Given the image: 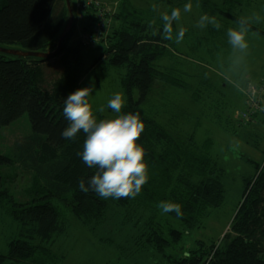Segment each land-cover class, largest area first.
<instances>
[{
  "label": "trees",
  "instance_id": "16d2710c",
  "mask_svg": "<svg viewBox=\"0 0 264 264\" xmlns=\"http://www.w3.org/2000/svg\"><path fill=\"white\" fill-rule=\"evenodd\" d=\"M99 2L72 1L74 28L53 58L60 60L65 72L52 92L42 87L41 66L53 59L0 53V131L26 114L32 130L31 135L14 143L10 154L0 153V207L11 217L18 233L7 253L0 254V264H60L64 256L57 246L67 238L73 221L91 235L111 230V223L117 221L131 230L138 250L149 249L162 259L161 264H264V160L261 164L247 160L254 165L255 174L245 180L242 201L218 244L207 246L199 241L197 247L181 255L168 253L184 235L200 229L208 211L221 207L225 198L223 171L211 155L213 140L198 142L195 129L169 125L175 94L184 92L207 117L217 116L214 121L225 132L234 135L240 131L243 119L232 118L227 96V71L237 52L228 43L226 33L241 19L235 15L239 7L258 10V1L192 0L199 8V17L189 25L179 20L185 29L179 43L175 40V23L173 39L162 38L161 14L173 8L182 10L188 0H145L140 7L132 0H119L116 9ZM105 11L104 18H100ZM205 13L216 17L220 29L211 24L198 26ZM68 21L66 0H0V47L52 53ZM77 25L81 26L80 35L74 39ZM263 27L248 22L249 31L264 38ZM89 47L101 52L88 67L83 51ZM101 63L125 69L122 87L127 109H140L158 100L159 95L166 100L162 106L155 102L157 117L141 116L145 129L138 142L145 148L150 179L134 199H103L81 191L79 181L95 172L77 155L82 151L84 134L81 132L75 140H65L61 135L68 124L63 115L65 98ZM159 84L161 91L155 89ZM250 94L247 103L261 114L264 78ZM188 113L178 112L177 116ZM253 113L243 118L253 120ZM96 115L104 118L100 113ZM15 165L34 176L30 197L22 202L7 186L10 179L2 171ZM161 201L178 203L182 215L162 213L158 207ZM112 215L116 220L110 218ZM100 242L114 244L109 239Z\"/></svg>",
  "mask_w": 264,
  "mask_h": 264
},
{
  "label": "rangeland",
  "instance_id": "374dc122",
  "mask_svg": "<svg viewBox=\"0 0 264 264\" xmlns=\"http://www.w3.org/2000/svg\"><path fill=\"white\" fill-rule=\"evenodd\" d=\"M71 1L76 4V0ZM99 1L110 9H114L119 3V0ZM132 1L140 7L144 5L142 2L145 0ZM257 1L256 9L258 10H251L247 6H242L239 7L241 9L235 12V15L254 25L263 24L264 26V0ZM259 10H262V14ZM256 11L257 15H254ZM106 13V11L102 12L99 17L104 18ZM254 16H258V19ZM105 17L107 19V16ZM198 17L199 8L193 6L191 12L185 13L182 11L180 20L183 25H189L191 20H197ZM232 26H234L233 28L237 27L235 24H232ZM80 30L81 26L77 25L74 39H79L77 35H80ZM248 37H250V43L245 54L237 52L236 55H233L230 68L227 71L230 78L227 96L231 102V115L235 121H237V118L243 119L238 133L233 135L231 132L227 133L223 128L217 126L214 121L217 116L207 117L202 113L201 107L195 105L194 101L189 96H185L184 92L177 91L175 94L172 113L169 112V125L174 129H186L188 127L195 129V137L198 142H204L208 138L213 140L211 155L223 171L221 180L225 189V198L221 207L208 211V215L200 229L184 235L182 241L174 248L169 249L168 253L181 255L182 252L197 247L199 241L204 242L207 246L211 243L218 244L227 233L239 203L242 201L245 180L255 174L254 165L248 163L247 160L257 164H261L264 160V99L262 100L263 112L261 114L260 112L256 113L254 109L251 110L250 104L246 101L250 99L251 88L256 87L264 78V38L252 32H247L246 38ZM194 43L197 44V40H194ZM249 51L250 53L247 55ZM100 52L99 48L93 47L83 51L85 63L88 67L93 64ZM202 52L205 53V51ZM41 68H43L44 79L42 87L52 92L56 82L65 72V68L59 59H53L42 65ZM192 68L194 69V67ZM125 74V69L111 68L105 63H101L94 71L89 72L83 81L79 82V88H81L90 85L94 80L95 89L91 94L90 103L95 113H100L104 118L110 116L112 110L107 108V102L116 92L123 95L124 108H126L127 99L122 87V78ZM228 77L226 78L228 79ZM155 89L161 91V84L157 85ZM165 89L168 93L171 92L170 89ZM135 98H138L136 93ZM165 101L159 95L158 100H153L152 103L149 102L140 109L126 108L122 111L139 112L141 116L157 117L159 108L156 111L155 102L162 106ZM100 109H103V111H100ZM178 112L189 113L186 115L187 117H178ZM253 112L256 113L253 120L249 117L247 119L243 118L244 115H251ZM173 115L174 117H172ZM159 121L161 120L159 119ZM31 134L29 116L26 114L0 131V153L3 155L10 154L17 140ZM2 171L10 179L7 186L15 197L21 202L22 200H28L30 189L33 188L34 176L27 173L19 165L4 167ZM110 218L115 219V216L112 215ZM114 223H111V230L107 229L105 232L100 230L101 232H98V235H91L76 221H73L72 226L68 229L67 238L60 240L57 246L59 253L64 256V260L60 264H155L151 255H141L146 251L137 249L133 239H131L133 235L131 230L122 228L117 221ZM112 225L115 226L112 228ZM177 227V229L182 230L179 226ZM17 236L15 223L6 211L0 207V254L7 253L9 243ZM102 239H109L114 244L101 243L100 240Z\"/></svg>",
  "mask_w": 264,
  "mask_h": 264
},
{
  "label": "clouds",
  "instance_id": "9594fccd",
  "mask_svg": "<svg viewBox=\"0 0 264 264\" xmlns=\"http://www.w3.org/2000/svg\"><path fill=\"white\" fill-rule=\"evenodd\" d=\"M192 8V0H188L182 11L191 12ZM182 11L173 8L170 13L161 14L164 40L173 39L174 23L176 42L184 38L185 29L178 23ZM209 24L216 29L221 27L215 16L207 13L201 15L198 26L205 28ZM248 30V21L244 18L237 22V27L227 30L228 43L234 52L244 53L248 49ZM94 89L93 80L90 85L71 92L63 105V115L68 124L61 135L65 140H75L78 134H84L82 151L77 155L88 168L95 170L91 177L79 181L78 188L86 194L92 192L103 199H134L141 194L150 179L145 148L138 142L145 129L144 120L139 112L122 111L125 101L120 92L114 93L107 102V108L112 110V114L99 119L90 103ZM158 207L164 214L174 212L178 217L182 215L178 203L161 201Z\"/></svg>",
  "mask_w": 264,
  "mask_h": 264
},
{
  "label": "water",
  "instance_id": "95a60500",
  "mask_svg": "<svg viewBox=\"0 0 264 264\" xmlns=\"http://www.w3.org/2000/svg\"><path fill=\"white\" fill-rule=\"evenodd\" d=\"M66 5H67L68 11H69V21H68L65 29L63 30L62 34L59 37L57 48L54 52H52V53L26 52V51H22V50H18V49H9V48L0 47V53L10 55V56H14V57H18V58L35 57V58H39V59H42L45 61H48V60H51V59L57 57L58 54L60 53V50H61L63 43L66 41V39L69 37V35L73 31L75 20H76L72 1L66 0Z\"/></svg>",
  "mask_w": 264,
  "mask_h": 264
},
{
  "label": "crops",
  "instance_id": "0c3cea01",
  "mask_svg": "<svg viewBox=\"0 0 264 264\" xmlns=\"http://www.w3.org/2000/svg\"><path fill=\"white\" fill-rule=\"evenodd\" d=\"M116 7H117V5L114 7V9H116ZM182 11V10H181ZM195 21L196 20H191V23H195ZM190 23V24H191ZM261 37V36H260ZM249 38L250 37H248V38H246L247 39V42H248V45H249ZM263 38V37H262ZM236 53V52H235ZM145 254H149V255H151L153 258H154V262H155V264H161V263H163V261H162V259L160 260V259H158L155 255H154V253L152 252V251H150L149 249L145 252V253H142L141 255H145ZM132 260H135V259H132ZM123 262H124V260H123Z\"/></svg>",
  "mask_w": 264,
  "mask_h": 264
},
{
  "label": "built area",
  "instance_id": "2783aa9c",
  "mask_svg": "<svg viewBox=\"0 0 264 264\" xmlns=\"http://www.w3.org/2000/svg\"><path fill=\"white\" fill-rule=\"evenodd\" d=\"M102 27H103V26L101 25V26L98 28V31H97V32H98V34L101 32V30H102ZM99 35H100V34H99Z\"/></svg>",
  "mask_w": 264,
  "mask_h": 264
}]
</instances>
